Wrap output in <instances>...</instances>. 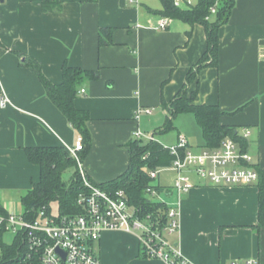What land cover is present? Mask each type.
I'll use <instances>...</instances> for the list:
<instances>
[{"label": "crops", "instance_id": "1", "mask_svg": "<svg viewBox=\"0 0 264 264\" xmlns=\"http://www.w3.org/2000/svg\"><path fill=\"white\" fill-rule=\"evenodd\" d=\"M50 1L59 7L44 11L43 0H0V96L11 102L0 108V203L6 213L19 216L22 199L41 179L40 167L29 161L26 150L67 149L79 136L34 70L23 65L26 59L38 62L54 84L62 83L65 65L99 73L80 88L85 93L78 94L75 106L90 114L92 146L82 168L101 185L127 172L136 130L155 133L162 144L163 128L157 132L154 126L166 120L163 102L175 99L208 48L202 25L172 19L166 30L153 29L162 18L155 14L163 8L160 0ZM196 89L195 103L224 112L222 124L236 129L254 168L264 170V0L234 1L228 23L219 29L218 66L200 71L189 91ZM139 108L153 113L136 121ZM174 129L175 144L182 134L192 149L205 147L204 138V147H195L197 137L189 129ZM245 129L251 132L247 139ZM179 213L175 242L192 264L250 258L264 264L257 185L215 187L194 179ZM9 234L2 239L11 244L15 236L7 242ZM95 245L101 264H166L142 257L135 234L105 231Z\"/></svg>", "mask_w": 264, "mask_h": 264}, {"label": "built area", "instance_id": "2", "mask_svg": "<svg viewBox=\"0 0 264 264\" xmlns=\"http://www.w3.org/2000/svg\"><path fill=\"white\" fill-rule=\"evenodd\" d=\"M196 2L173 0L177 8H188ZM217 9L218 3L211 7L207 20L217 13ZM171 22V18L162 17L153 29L166 30ZM83 93L84 90L79 92ZM10 103L6 95L0 96V108H6ZM152 113V108H139L135 120ZM250 136L251 132L245 129L243 138ZM133 139L158 142L155 133L139 129L133 133ZM163 147L173 156L172 165L150 170L149 175L154 184L162 172L172 171L175 173L174 183L168 187L152 184L145 192L149 202L165 203L167 211L146 212L143 207L132 206L125 191L108 193L93 184L82 168L83 139L78 136L74 146L66 150L76 160L83 181L84 190L78 197L83 212L72 216L53 215L50 207H43L33 221L8 213L7 217L0 216V233L5 230L14 236H22L26 245L25 261L32 264H101L94 245L105 231L135 234L145 258L166 264H192L182 256L175 236L180 230L179 206L182 198L194 188L193 175L210 186L248 187L257 185L259 174L254 168L253 157L233 138H226L215 149L194 150L181 134L177 144ZM170 197L173 200H168ZM229 264H259V261L256 258L238 259Z\"/></svg>", "mask_w": 264, "mask_h": 264}, {"label": "trees", "instance_id": "3", "mask_svg": "<svg viewBox=\"0 0 264 264\" xmlns=\"http://www.w3.org/2000/svg\"><path fill=\"white\" fill-rule=\"evenodd\" d=\"M160 1L163 8L155 12V14L182 21L191 27L196 24L204 26L208 42L207 51L200 63L188 73L186 85L171 103L167 104L163 102L167 116L161 133L165 134L173 130V121L180 114L192 113L202 130L205 141L204 148H218L226 138H233L243 146L244 140L236 134V129L222 124L221 119L225 113L217 106L197 105L195 101L198 89L191 92L186 87L196 82L202 69L218 66L219 29L228 23L235 0H197L194 6L188 8L175 7L173 0ZM216 3H218L217 13L210 20H207L211 7ZM42 6L44 11H51L57 8L58 3L43 0ZM191 34L192 32L189 31L188 36L190 37ZM100 40L102 44H107L102 35H100ZM24 64L34 70L50 100L66 117L78 135L82 137L83 150L80 152V159L83 161L92 146V136L88 127L90 114L87 111L77 109L75 101L78 98L80 88L86 82L97 80L99 73L65 65L63 67L62 83L54 84L43 74L38 62L26 59L23 62ZM129 148L130 164L127 172L116 180L95 185L108 193H115L119 190L125 191L129 203L132 206L143 207L146 212L157 213L159 210L167 211L168 206L165 203L149 202L145 191L147 187L153 184L149 171L171 166L174 160L173 156L159 142L147 143L133 140ZM26 153L29 161L40 167L41 179L38 183L34 184L33 188L22 199L24 207L23 217L27 221L35 220L41 208L50 207L51 209L52 202L58 203L61 215L72 216L81 214L83 208L78 204V197L84 190L83 181L77 162L69 155L68 151L62 147H46L28 148ZM70 169L75 170L69 186H66L63 175ZM257 171L259 174V181L257 183L259 190L258 227H264V170ZM0 216H8V213L2 208L1 203ZM6 233L5 230L0 233V264H32L25 261L24 252L26 251V245L24 238L17 235L12 243L9 244L2 239ZM143 257L145 258V256Z\"/></svg>", "mask_w": 264, "mask_h": 264}, {"label": "rangeland", "instance_id": "4", "mask_svg": "<svg viewBox=\"0 0 264 264\" xmlns=\"http://www.w3.org/2000/svg\"><path fill=\"white\" fill-rule=\"evenodd\" d=\"M193 84H189L186 87L188 89H190V86ZM165 122H166V120H162L160 122V124L155 125L154 126L156 129L155 131L159 132L160 129L164 128ZM173 126H177L180 128L184 127L186 129H189L191 131V133L193 135H195L194 137H197V142H195L196 143L195 147L196 148L204 147L203 146V136L201 135L202 133H201V130L199 129L200 127L197 126L195 118L191 114H189V113L180 114L179 116H177L174 119ZM162 136H164V137L160 140H161L163 145L173 146L176 143L177 132L175 129L163 134ZM73 174H74V169H70L64 173L63 176H64V180L66 182V186H69ZM193 177H194V179H198L195 175H193ZM160 179H161L162 185H165L166 187L172 186L174 183V179H175V173L172 171H164L161 173ZM154 184L157 185L158 184L157 181H155ZM51 209L53 211L52 212L53 215H59L60 214L57 202H52ZM11 238H12V234L5 235V240H7V242H9L11 240ZM95 249H96V245H95ZM95 249H94V251H95ZM0 253H1V251H0ZM95 253L98 254L97 251ZM140 253L142 254L141 248H140ZM142 257H143V254H142ZM146 259H148V258H146Z\"/></svg>", "mask_w": 264, "mask_h": 264}]
</instances>
